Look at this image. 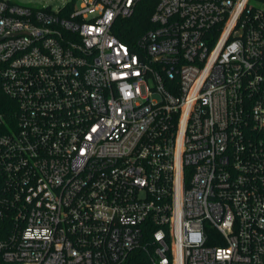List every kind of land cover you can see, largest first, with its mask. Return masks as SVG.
<instances>
[{"label":"built area","instance_id":"1","mask_svg":"<svg viewBox=\"0 0 264 264\" xmlns=\"http://www.w3.org/2000/svg\"><path fill=\"white\" fill-rule=\"evenodd\" d=\"M141 1L0 0V264H264V0Z\"/></svg>","mask_w":264,"mask_h":264},{"label":"trees","instance_id":"2","mask_svg":"<svg viewBox=\"0 0 264 264\" xmlns=\"http://www.w3.org/2000/svg\"><path fill=\"white\" fill-rule=\"evenodd\" d=\"M73 3L68 5V9L72 8ZM156 0H142L135 13L126 19L118 20L117 35L123 40L133 42L141 35L144 30L151 26L150 17L155 9ZM144 254L142 252L134 253L125 264H146Z\"/></svg>","mask_w":264,"mask_h":264},{"label":"rangeland","instance_id":"3","mask_svg":"<svg viewBox=\"0 0 264 264\" xmlns=\"http://www.w3.org/2000/svg\"><path fill=\"white\" fill-rule=\"evenodd\" d=\"M18 4L28 5L32 7L50 6L56 10L60 6L66 4L70 0H12Z\"/></svg>","mask_w":264,"mask_h":264}]
</instances>
